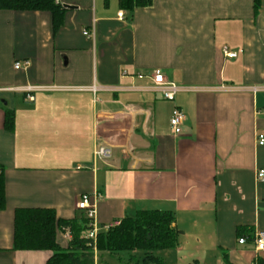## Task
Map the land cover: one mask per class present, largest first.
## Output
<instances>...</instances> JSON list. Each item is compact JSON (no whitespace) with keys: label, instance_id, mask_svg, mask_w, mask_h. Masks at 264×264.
<instances>
[{"label":"crops","instance_id":"obj_1","mask_svg":"<svg viewBox=\"0 0 264 264\" xmlns=\"http://www.w3.org/2000/svg\"><path fill=\"white\" fill-rule=\"evenodd\" d=\"M59 2L74 8L56 33L48 11L0 9V264H47L52 255L12 249L18 208L70 219L86 193L101 195L98 226L172 211L178 243L156 252L168 264L264 258L238 242L242 228L264 231L256 178L264 169V0L258 12L254 0H152L133 11L119 0ZM158 69L188 89L164 99L154 88ZM29 86L51 89L30 101ZM175 107L186 115L179 135L170 127ZM6 109L15 112L13 131ZM98 143L109 157L95 160ZM68 241L58 232L63 247ZM126 255L95 251V264H126Z\"/></svg>","mask_w":264,"mask_h":264},{"label":"trees","instance_id":"obj_2","mask_svg":"<svg viewBox=\"0 0 264 264\" xmlns=\"http://www.w3.org/2000/svg\"><path fill=\"white\" fill-rule=\"evenodd\" d=\"M152 0H119L121 9L133 11L136 7L149 6ZM262 0H254L258 12ZM0 9L14 11H48L52 14L56 33L63 24L66 8L59 0H0ZM4 126L13 131L15 112L5 110ZM6 207L4 168L0 166V209ZM175 215L170 210H140L133 216L124 217L119 225L100 230L96 239L87 237L91 219L79 210L74 218L57 216L53 208H18L14 220V250H50L47 264H95V251L111 254L126 253V264H168L156 254L159 250L174 248L180 231L173 227ZM70 232L68 245L58 242V232ZM251 229L242 228V236L253 235ZM251 241V240H250ZM141 256V258H139ZM255 264H264L258 256Z\"/></svg>","mask_w":264,"mask_h":264},{"label":"built area","instance_id":"obj_3","mask_svg":"<svg viewBox=\"0 0 264 264\" xmlns=\"http://www.w3.org/2000/svg\"><path fill=\"white\" fill-rule=\"evenodd\" d=\"M123 16V12H119V17ZM85 35H90L89 31H84ZM225 53L229 57H236L237 53L225 50ZM30 64L29 60L26 61H16L15 62V67L16 68H26ZM153 81H154V88L159 91L162 95V97L166 100H173L175 96L183 90H186L185 86L182 84H178L176 82L170 81L166 79L164 74L162 73L161 70H155L153 73ZM51 88L48 87H43V86H29L23 91H25L28 95L27 98L28 100L32 101L34 100L33 92L37 90H50ZM92 89H95V87H92ZM264 112V111H263ZM186 115L185 113L178 107H175L172 116L170 119V127H171V132L174 135H179L182 132V127L185 121ZM264 144V134L259 133L258 134V145H263ZM110 156V148L98 143L95 147L94 150V158L95 160L97 159H102V158H107ZM256 178L258 182H264V169L263 168H258L256 170ZM101 195L99 193H91V194H82L80 198L78 199L76 203V207L78 210L85 211L87 216L91 219L90 225L91 229L87 232V237L96 239L97 233L100 230H108L116 225H119L121 221H117L113 224H107L103 226H98L95 223V218H96V213H97V206H98V201L100 200ZM67 238H71V234L69 231L66 233ZM251 240V241H250ZM239 244H247L248 242H252L254 245V249L256 252L261 253L264 252V231L263 230H256L253 235L249 238L248 236H242L238 240Z\"/></svg>","mask_w":264,"mask_h":264},{"label":"water","instance_id":"obj_4","mask_svg":"<svg viewBox=\"0 0 264 264\" xmlns=\"http://www.w3.org/2000/svg\"><path fill=\"white\" fill-rule=\"evenodd\" d=\"M64 7H65V8H68V9H72V8H74L73 6H71V5H66V4H64Z\"/></svg>","mask_w":264,"mask_h":264},{"label":"rangeland","instance_id":"obj_5","mask_svg":"<svg viewBox=\"0 0 264 264\" xmlns=\"http://www.w3.org/2000/svg\"><path fill=\"white\" fill-rule=\"evenodd\" d=\"M139 258H141V256H139Z\"/></svg>","mask_w":264,"mask_h":264}]
</instances>
